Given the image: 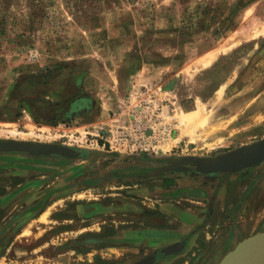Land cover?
I'll return each mask as SVG.
<instances>
[{
  "label": "rangeland",
  "instance_id": "rangeland-1",
  "mask_svg": "<svg viewBox=\"0 0 264 264\" xmlns=\"http://www.w3.org/2000/svg\"><path fill=\"white\" fill-rule=\"evenodd\" d=\"M198 106L200 120L185 127L180 116ZM129 123L152 149L105 141ZM263 136L264 0H0V139L98 152H0V264H137L181 241L182 253L154 264H217L233 247L226 232L190 251L188 234L164 246L116 236L142 224L178 229L150 218L155 182L176 192L185 175L209 184L188 170L150 175L167 157ZM261 193L248 207H262Z\"/></svg>",
  "mask_w": 264,
  "mask_h": 264
},
{
  "label": "crops",
  "instance_id": "crops-1",
  "mask_svg": "<svg viewBox=\"0 0 264 264\" xmlns=\"http://www.w3.org/2000/svg\"><path fill=\"white\" fill-rule=\"evenodd\" d=\"M243 173L230 174L218 183L221 177L219 174V176L208 178L209 184H204L205 179L200 176L185 175L177 180L178 188L185 187L182 192L172 189L159 190L162 187V181L155 182L156 191H158L155 199L158 207L156 206L155 209L158 212L150 218L157 220L162 226L163 217H169L178 229L145 227L142 224V227L123 229L121 235L117 234L116 239L164 240L165 243L161 245L164 246L171 241L183 239L182 236L188 234L186 249L190 251L195 241L210 240L212 236L221 238L226 232L231 238L226 246L234 247L245 237L258 232L252 229L254 222L264 219V203L259 209L248 207L256 191L264 193V164L246 169ZM212 184H216L213 189L210 188ZM173 193L179 198L175 201L177 203H171L166 199ZM211 199H213L212 214L211 209L206 212L207 204ZM171 221H168L169 224ZM229 224H232L230 228H228Z\"/></svg>",
  "mask_w": 264,
  "mask_h": 264
},
{
  "label": "water",
  "instance_id": "water-1",
  "mask_svg": "<svg viewBox=\"0 0 264 264\" xmlns=\"http://www.w3.org/2000/svg\"><path fill=\"white\" fill-rule=\"evenodd\" d=\"M0 152H21L33 157L67 159L84 158L98 153L57 143L45 144L12 139L0 140ZM262 162H264V136L214 155L172 154L166 158L164 165L152 170L150 175L190 170L211 178L219 174L239 173ZM156 256L160 257L158 253ZM217 264H264V229L239 241L221 257Z\"/></svg>",
  "mask_w": 264,
  "mask_h": 264
},
{
  "label": "built area",
  "instance_id": "built-area-1",
  "mask_svg": "<svg viewBox=\"0 0 264 264\" xmlns=\"http://www.w3.org/2000/svg\"><path fill=\"white\" fill-rule=\"evenodd\" d=\"M155 117V120L157 118L154 111L150 114V118ZM160 123V122H158ZM153 123L152 127H155L158 125ZM136 132H139L138 136H135V140L132 143H129V138L132 137V134H136ZM106 137L105 135V141L109 143L111 146H129V148L139 149L140 151H149L152 149L153 145L151 144V141H148L145 139V134L139 130V127L137 129L132 127V124H127L126 127L116 128L115 130H109V134Z\"/></svg>",
  "mask_w": 264,
  "mask_h": 264
},
{
  "label": "bare ground",
  "instance_id": "bare-ground-1",
  "mask_svg": "<svg viewBox=\"0 0 264 264\" xmlns=\"http://www.w3.org/2000/svg\"><path fill=\"white\" fill-rule=\"evenodd\" d=\"M213 57V56H212ZM209 58H211V56L209 55ZM208 58V59H209ZM214 58V57H213ZM212 59V58H211ZM200 106V105H199ZM197 107V110H192L190 112L187 113H183L180 117H181V121L183 122V124L186 125H190L193 121H195L196 119L200 120V116H201V107ZM196 120V121H198ZM195 121V122H196ZM181 122V123H182ZM184 127V126H183ZM188 127V126H187ZM185 130V129H184ZM186 131V130H185ZM0 140H8V139H0ZM15 140V139H12ZM16 141H19L16 139ZM27 142H37V141H27ZM38 143H42V142H38ZM45 144H50V143H45ZM52 144V143H51ZM248 144V143H247ZM61 145V144H60ZM63 145V144H62ZM63 146H68L63 145ZM72 148H77V147H73V146H69ZM90 152H94L93 150H89ZM156 251L157 253L160 255V257L156 256ZM155 253L153 255H150L149 257L144 258L143 260H141L139 263L137 264H154L155 262L159 261L160 259L158 258H162V259H166L169 258L171 256L180 254L184 251V242H177V243H172L169 246H166L164 248H160L159 250H156ZM158 259V260H157Z\"/></svg>",
  "mask_w": 264,
  "mask_h": 264
},
{
  "label": "trees",
  "instance_id": "trees-1",
  "mask_svg": "<svg viewBox=\"0 0 264 264\" xmlns=\"http://www.w3.org/2000/svg\"><path fill=\"white\" fill-rule=\"evenodd\" d=\"M188 171H190V170H188ZM190 172L194 173L193 171H190ZM194 174H196V173H194ZM166 183L169 184L168 182H166ZM164 185H165V181H164Z\"/></svg>",
  "mask_w": 264,
  "mask_h": 264
}]
</instances>
